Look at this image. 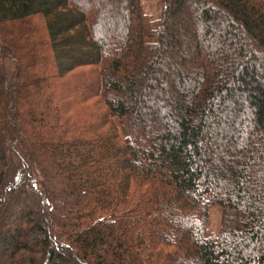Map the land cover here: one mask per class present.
Returning <instances> with one entry per match:
<instances>
[{"label":"trees","instance_id":"16d2710c","mask_svg":"<svg viewBox=\"0 0 264 264\" xmlns=\"http://www.w3.org/2000/svg\"><path fill=\"white\" fill-rule=\"evenodd\" d=\"M159 4L0 0V264H264V0Z\"/></svg>","mask_w":264,"mask_h":264},{"label":"rangeland","instance_id":"374dc122","mask_svg":"<svg viewBox=\"0 0 264 264\" xmlns=\"http://www.w3.org/2000/svg\"><path fill=\"white\" fill-rule=\"evenodd\" d=\"M144 13L150 15L153 19H157L160 15L161 6L159 4V0H141ZM30 25H42V21L36 18L34 21L32 20ZM9 27V25H8ZM5 72L8 76L12 74L13 65L10 61H5L4 63ZM122 130L124 127L121 125ZM220 226V210L219 209H211L209 211V219H208V230L209 232H217Z\"/></svg>","mask_w":264,"mask_h":264}]
</instances>
